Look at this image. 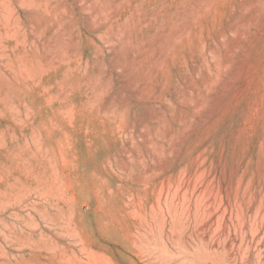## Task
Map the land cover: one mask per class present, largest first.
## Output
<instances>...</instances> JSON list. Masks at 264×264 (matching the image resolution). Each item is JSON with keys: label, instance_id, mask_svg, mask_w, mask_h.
<instances>
[{"label": "rangeland", "instance_id": "obj_1", "mask_svg": "<svg viewBox=\"0 0 264 264\" xmlns=\"http://www.w3.org/2000/svg\"><path fill=\"white\" fill-rule=\"evenodd\" d=\"M0 264H264V0H0Z\"/></svg>", "mask_w": 264, "mask_h": 264}, {"label": "bare ground", "instance_id": "obj_2", "mask_svg": "<svg viewBox=\"0 0 264 264\" xmlns=\"http://www.w3.org/2000/svg\"><path fill=\"white\" fill-rule=\"evenodd\" d=\"M198 211H200V210H202L200 207H198V209H197ZM197 211V212H198ZM221 219V221L222 220H224V218H220ZM215 226H217V229L216 230H218V232L220 233V237H223V236H225V235H230V232H229V230L227 229V226L224 224V223H219L218 225H217V221H215V219H213L208 225H207V228H208V230L209 231H212L214 228H215ZM245 243H246V241H245ZM249 243V242H248ZM247 244V243H246Z\"/></svg>", "mask_w": 264, "mask_h": 264}]
</instances>
